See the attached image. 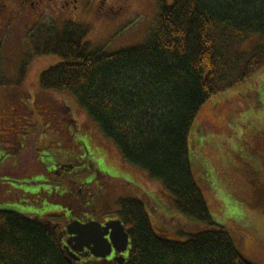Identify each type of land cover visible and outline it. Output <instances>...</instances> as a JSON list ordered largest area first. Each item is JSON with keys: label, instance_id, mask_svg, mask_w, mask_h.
Listing matches in <instances>:
<instances>
[{"label": "trees", "instance_id": "obj_1", "mask_svg": "<svg viewBox=\"0 0 264 264\" xmlns=\"http://www.w3.org/2000/svg\"><path fill=\"white\" fill-rule=\"evenodd\" d=\"M158 21L146 43L117 52L92 50L90 27L37 23L19 70L23 82L34 56L63 61L42 72L43 89L72 94L123 163L146 173L178 209L203 225L197 232L153 227L144 201L130 196L120 206L131 239L126 264H253L230 232L213 220L197 186L189 134L213 96L237 87L264 68V46L243 44L264 35V0H158ZM249 149H255L256 137ZM253 183V181H252ZM177 211V210H176ZM48 220L0 211V264H81L64 249ZM175 233L174 231H172Z\"/></svg>", "mask_w": 264, "mask_h": 264}, {"label": "rangeland", "instance_id": "obj_2", "mask_svg": "<svg viewBox=\"0 0 264 264\" xmlns=\"http://www.w3.org/2000/svg\"><path fill=\"white\" fill-rule=\"evenodd\" d=\"M123 1L126 0H108V3L118 7ZM127 2L130 10L119 12L99 9L98 0H77L72 15H44L38 22H52L60 30L69 21L89 26L85 41L92 50L117 52L146 43L158 21V0ZM26 35L22 31L16 39L0 40V149L12 144L10 159L13 158L15 165L21 157H36L49 164L50 171L55 169V160H71L77 166L60 178L77 183L100 180V174L105 173L108 174L105 180L102 178L105 183L112 177L133 184L129 177L120 175L116 166L122 171L125 168L142 187L145 210L155 229L160 230L161 226L176 231L170 233L182 239L186 237L180 235L181 230L193 233L203 229L199 226L203 224L178 209L159 204L163 190L158 183L123 163L115 146L72 94L42 88V72L63 61L61 57L34 56L23 82H17L29 50ZM255 44L264 46V35L251 36L242 49L249 51ZM253 137L257 147L249 149ZM188 143L193 177L213 220L230 232L248 261L264 264V68L237 87L209 99L198 114ZM4 159L2 153L0 164ZM15 173V168L5 175L0 170V185L8 187L6 196L0 198V211L62 224L63 219L51 215L50 208L57 209L56 205L45 209L37 203H22L24 198L15 194V188L24 181L16 178ZM41 179L39 176L38 180ZM162 200L169 202L172 197L166 192Z\"/></svg>", "mask_w": 264, "mask_h": 264}, {"label": "flooded vegetation", "instance_id": "obj_3", "mask_svg": "<svg viewBox=\"0 0 264 264\" xmlns=\"http://www.w3.org/2000/svg\"><path fill=\"white\" fill-rule=\"evenodd\" d=\"M127 1H123L116 7L110 5L108 0H98V7L102 10L117 9L119 12H126L130 10ZM75 5H77V0H0V40L16 39L22 31L28 34L44 15L50 14L51 17H59L64 13L70 16ZM12 147L13 145L10 144L9 147L0 149V155L3 153L5 156L3 164H0L2 174L5 175V172L15 168L16 178L23 179L24 182L15 188V194L19 198H24L22 203L26 205L37 203L45 209L48 205L58 207L57 209L50 208L53 211L51 215L63 219L62 228L58 231H60L64 249L70 242L69 249L74 251L78 258V260H74L81 264H119L121 261L122 264H126L131 254V239L125 251L120 252L113 245L108 249L103 242L105 239H110V234H107V230L102 228L97 238L95 251L106 253L109 251V253L105 257H96L92 249L88 247L80 249V244L73 239V236L69 235L67 226L73 221H79L83 224L99 222L103 227L108 222L118 220L124 224L120 203L133 195L142 199L144 194L133 174L127 173L121 164V168L124 170L118 169V166L116 169L120 171V175L129 177V181L133 184L120 182V180L110 176V181L105 183L102 181V178L105 180L108 177V174L105 173L100 174V180L77 183L76 180L60 178L66 171L76 167L77 163H71V160L58 159L53 162L55 169L50 171L49 164L37 160L36 157H21L15 165L13 158L10 159ZM38 161L42 164H39ZM39 176H42L43 180H38ZM124 187L125 189H123ZM7 188L5 185H0V198L6 196ZM124 226L128 232L125 224ZM119 246L123 247L121 243ZM73 247H76L77 250H74Z\"/></svg>", "mask_w": 264, "mask_h": 264}, {"label": "water", "instance_id": "obj_4", "mask_svg": "<svg viewBox=\"0 0 264 264\" xmlns=\"http://www.w3.org/2000/svg\"><path fill=\"white\" fill-rule=\"evenodd\" d=\"M102 228L107 230V234H110V239H105L103 242L105 247L107 246V248L110 249L113 245L114 247H117L120 252L127 249V246L130 244V236L120 220L108 222L104 227L99 222L83 224L79 221H73L67 226V231L69 235L73 236V239L80 244V249L83 247H88L93 250V254H95L96 257H105L109 251L107 253L95 251L97 238ZM120 243L123 245V247L119 246ZM69 244L70 242H68V246L65 247L68 255L73 259L78 260L76 253L69 249ZM73 249L77 250L76 247H73ZM122 263V261L119 262V264Z\"/></svg>", "mask_w": 264, "mask_h": 264}]
</instances>
